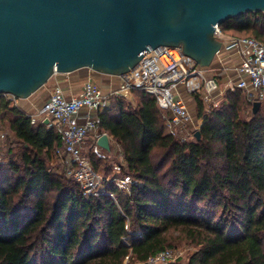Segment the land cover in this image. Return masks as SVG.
Returning <instances> with one entry per match:
<instances>
[{
    "label": "trees",
    "instance_id": "trees-1",
    "mask_svg": "<svg viewBox=\"0 0 264 264\" xmlns=\"http://www.w3.org/2000/svg\"><path fill=\"white\" fill-rule=\"evenodd\" d=\"M220 27L264 43V11ZM135 91V108L119 99V113H99L100 130L121 146V167L134 178L127 196L107 184L115 198L87 196L76 181L66 185L47 166L62 140L56 127L0 94V114H12L11 129L25 144L24 171L14 165L15 176L0 182V264L146 262L170 248L173 228L199 246L187 264H264L263 103L242 118L244 94L230 91L227 104L204 118L201 138L182 142L167 132L156 98ZM197 107L204 115L198 97ZM90 158L99 171L102 157L91 152ZM53 191L58 194L50 205L46 195Z\"/></svg>",
    "mask_w": 264,
    "mask_h": 264
},
{
    "label": "water",
    "instance_id": "water-1",
    "mask_svg": "<svg viewBox=\"0 0 264 264\" xmlns=\"http://www.w3.org/2000/svg\"><path fill=\"white\" fill-rule=\"evenodd\" d=\"M253 11L264 0H0V94L27 99L82 68L123 75L161 46L208 68L222 47L216 25ZM97 143L111 150L107 133Z\"/></svg>",
    "mask_w": 264,
    "mask_h": 264
},
{
    "label": "built area",
    "instance_id": "built-area-1",
    "mask_svg": "<svg viewBox=\"0 0 264 264\" xmlns=\"http://www.w3.org/2000/svg\"><path fill=\"white\" fill-rule=\"evenodd\" d=\"M215 35L222 42L216 57L231 50H236L241 57L236 74L228 76L224 83L217 76H207V68L185 54L182 46H161L119 75L120 86L112 94L104 93L93 79L84 83L78 95L68 96L59 86L51 91L39 114L43 119L48 117L60 133L62 140L54 149V157L61 158L63 172L79 184L85 195L103 194L111 181L94 168L86 150L89 140L92 148L99 147L98 139L106 133L100 130L99 113L111 108L113 95L127 99L133 91L143 90L154 96L167 132L182 142L196 139L191 105L197 97L205 104L214 101L215 93L223 89L241 91L251 115L254 102H264V43L255 37L228 35L220 25H216ZM6 137L0 130V149ZM133 183L131 177L116 179L118 188L129 194ZM178 257L180 254L175 249L166 248L143 264H171Z\"/></svg>",
    "mask_w": 264,
    "mask_h": 264
},
{
    "label": "rangeland",
    "instance_id": "rangeland-1",
    "mask_svg": "<svg viewBox=\"0 0 264 264\" xmlns=\"http://www.w3.org/2000/svg\"><path fill=\"white\" fill-rule=\"evenodd\" d=\"M242 34L251 35L250 33H242ZM217 61L219 60L217 59ZM217 61L215 60L212 63V65L206 69L207 76H217L218 75L220 71L219 69H217L218 65H216V63H219ZM83 71H93L95 75L96 73L99 74V72H95L94 70L90 68H86ZM222 88H224V86ZM40 90L41 88L27 99H15L12 96H8V97L13 99V105H18L19 107H21L26 113L32 115V117L36 121H43L42 120L43 117L39 114V110L44 104V102L41 104L39 102H36L35 100ZM228 92L230 91L225 90V89L218 91L217 93H215L214 101L205 102L204 104L205 114L202 116L199 114V110L197 107V99L196 101L195 100L192 101V104H193L192 113L195 118L194 124L197 130H199L200 127H202L204 123V118H206L208 114L210 115L213 111L222 109L227 104ZM123 101L125 102L127 106L135 108L137 104H139V101H140L139 91H133L130 94V98H127L126 100H123ZM28 102L31 104L30 106L26 108L25 107L26 105H24V103H28ZM21 103L23 104L21 105ZM262 103L264 106V102ZM33 107L34 109H29ZM112 113L113 114L119 113V109L112 108ZM240 116L242 118H248L251 116V114L248 113V108L245 105H244V108L241 109L240 111ZM12 118L13 116L11 113H8L6 115L0 114V130H2V132L7 134V137L4 141V147L0 149V182H2L4 175L10 174L11 176H15V174H13L11 171L12 166L16 165L17 167L20 168L21 171H24V168H25V164L23 161V153L25 152V144L22 140L16 137L15 132L11 129ZM113 141L114 142H113V146L111 147V150L101 149V151L96 152L99 154L100 157H102L100 165H99V168H100L99 172L101 173L102 176L111 179V181H109L110 183L112 182L116 184V179H125V178H130V177L132 180H134L132 176L127 175L128 174V172H126L127 169H122L121 165L122 164L125 165L123 151H122L121 146L118 143H116L114 139ZM90 147H91V144L89 143L87 145V150H86V153L88 156L91 154L92 151H94L93 149L89 150ZM159 158L160 157H157L156 159H159ZM58 162L59 161H57V159L53 157L50 161L47 162V166L50 168V170H52L56 174L58 173L57 175L60 174L59 176H62L63 182L66 185L68 186L75 185L74 184L75 180L72 177L67 176L63 172V169L60 167V164ZM166 167L167 165L164 167V169H166ZM109 191L110 190H108L107 188V189H104L102 193H111ZM57 194H58L57 192L53 191L46 195V200L48 201L50 205H53L57 197ZM122 194L124 196L129 195L128 192L126 193L124 191L122 192ZM108 195H111V194H108ZM111 197L115 198V194L112 193ZM169 235H170V239H169L170 245L168 247L175 249L176 253L180 254V257L176 259L177 263L187 264L191 255L197 251L199 246L196 244V242L192 238H189L181 228L171 229L169 231ZM123 264H143V262H139L137 260L126 258Z\"/></svg>",
    "mask_w": 264,
    "mask_h": 264
},
{
    "label": "crops",
    "instance_id": "crops-1",
    "mask_svg": "<svg viewBox=\"0 0 264 264\" xmlns=\"http://www.w3.org/2000/svg\"><path fill=\"white\" fill-rule=\"evenodd\" d=\"M217 59L219 61H217ZM215 60L217 62H219V63H216V65H218L217 69H219V71H220L218 73L217 77H219L221 82L224 83L226 81V79L228 78V76H233L236 74L235 69L239 65V63L241 61V57L236 50H231V51L222 52L220 55H218V57L215 58ZM84 69H86V68H82V69H79V70L71 72V73L53 75L51 77V79L39 91L38 96L35 98L36 102H39L41 104L43 102L45 103V101L49 98L51 91L57 86L61 87L68 96L78 95L81 93L83 86H84V83L89 79H93L97 83H99L102 86L104 93H106V94H112L113 91H115L119 88L120 78L118 76L108 75V74H103V73H99V74L96 73V75H95V73L93 71H83ZM100 74H102V75H100ZM119 99H124V98H120L117 95L116 96L113 95L111 97V109L112 108L113 109H116V108L119 109V105L117 102ZM124 100H126V99H124ZM22 104L23 103H21V105ZM30 104L31 103H29V102L24 103V105H26L25 106L26 108L28 106H30ZM192 106L193 105H191V110L193 108ZM29 109H34V107L29 108ZM29 112H31V111H29ZM109 139H110V143H111V147H112L113 142H114L113 137L109 135ZM89 143L91 144V140H89L88 144ZM92 149L94 150L92 152H98V151H101V149H103V148L100 146L97 148H92V144H91V147L89 150H92ZM56 159H57V161H59L58 163L60 164V167L63 168V163L61 161V158L57 157Z\"/></svg>",
    "mask_w": 264,
    "mask_h": 264
}]
</instances>
